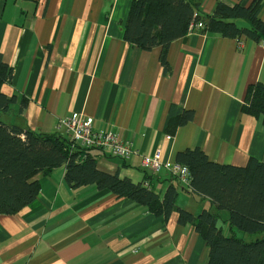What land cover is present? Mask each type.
I'll list each match as a JSON object with an SVG mask.
<instances>
[{"label": "crops", "instance_id": "obj_1", "mask_svg": "<svg viewBox=\"0 0 264 264\" xmlns=\"http://www.w3.org/2000/svg\"><path fill=\"white\" fill-rule=\"evenodd\" d=\"M217 1L201 0L199 13L210 15ZM131 2L0 0V59L12 68L1 91L16 96L0 120L62 133V117L82 114L94 130L115 133L141 154L159 150L163 163L195 147L218 164L243 166L251 157L264 163L261 118L241 111L248 87L264 80V42L189 32L168 45L164 72L160 46L142 50L123 39ZM259 18L264 21V0ZM173 107L193 116L169 135L165 122ZM90 152L100 170L117 171L160 196L178 182L167 170L149 173L137 155ZM31 180L39 184L33 201L16 213H0V264L208 262L205 241L192 225L178 224L176 212L164 218L107 189L71 187L64 166ZM176 205L193 214L215 212L186 186ZM218 215L228 225L227 213Z\"/></svg>", "mask_w": 264, "mask_h": 264}, {"label": "trees", "instance_id": "obj_2", "mask_svg": "<svg viewBox=\"0 0 264 264\" xmlns=\"http://www.w3.org/2000/svg\"><path fill=\"white\" fill-rule=\"evenodd\" d=\"M200 1L132 0L123 39L142 50L160 46L159 62L164 72L168 71V45L187 35L192 22H202L198 31L203 33L264 42V21L259 18L262 0H218L210 15L199 13ZM11 76V66L0 59V112H7L16 99L1 91ZM241 111L260 117L264 125V80L248 87ZM192 116L190 110L173 107L165 131L172 135ZM93 149L74 144L63 133L34 132L0 120V213H16L33 201L39 189L38 182L31 180L35 174L64 166V179L71 187L94 185L99 190L107 189L164 218L176 212L177 223L192 225L205 241L209 249L206 264H264L263 162L251 157L243 166L218 164L199 147L178 151L175 162L187 167L190 192L207 198L215 207V212L203 208L193 214L176 205L179 190L185 188L179 181L160 196L152 187L119 177L117 171L100 170L90 152ZM223 210L229 235L222 232L218 222V212ZM234 229L252 238L238 237Z\"/></svg>", "mask_w": 264, "mask_h": 264}, {"label": "built area", "instance_id": "obj_3", "mask_svg": "<svg viewBox=\"0 0 264 264\" xmlns=\"http://www.w3.org/2000/svg\"><path fill=\"white\" fill-rule=\"evenodd\" d=\"M202 27V22H192L189 25V32H196ZM58 127L69 140L82 148L107 150L113 156L121 159L137 155L140 158L141 166L149 173L158 174L162 170H167L182 185L189 188V172L185 165L177 162L163 163L159 158V150L151 155L141 154L130 141L120 139L115 133L94 130L90 117H85L82 114L67 115L59 120Z\"/></svg>", "mask_w": 264, "mask_h": 264}, {"label": "rangeland", "instance_id": "obj_4", "mask_svg": "<svg viewBox=\"0 0 264 264\" xmlns=\"http://www.w3.org/2000/svg\"><path fill=\"white\" fill-rule=\"evenodd\" d=\"M220 226H221V229H222V232L225 234V235H229V229H228V225H225L224 222L222 220H220L219 222ZM235 230V233L238 235V236H242L244 235V237H249V235L247 234H243L242 232H240L239 230L237 229H234Z\"/></svg>", "mask_w": 264, "mask_h": 264}]
</instances>
